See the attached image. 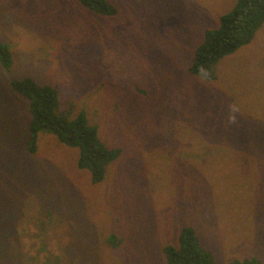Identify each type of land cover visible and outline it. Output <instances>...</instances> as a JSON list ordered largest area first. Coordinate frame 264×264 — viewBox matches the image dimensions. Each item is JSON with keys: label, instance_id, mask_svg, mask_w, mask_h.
Wrapping results in <instances>:
<instances>
[{"label": "rangeland", "instance_id": "374dc122", "mask_svg": "<svg viewBox=\"0 0 264 264\" xmlns=\"http://www.w3.org/2000/svg\"><path fill=\"white\" fill-rule=\"evenodd\" d=\"M106 1L116 15L0 0V264H163L183 226L218 264H264V23L205 80L193 52L237 0ZM23 78L120 150L101 182L52 134L29 152ZM39 216L49 237L28 227Z\"/></svg>", "mask_w": 264, "mask_h": 264}, {"label": "trees", "instance_id": "16d2710c", "mask_svg": "<svg viewBox=\"0 0 264 264\" xmlns=\"http://www.w3.org/2000/svg\"><path fill=\"white\" fill-rule=\"evenodd\" d=\"M78 1L86 9L101 16L110 17L118 13V9L106 0ZM219 21L218 28L204 31V40L195 48L188 69L191 74L205 80L214 79L213 65L218 60L250 42L257 29L264 23V0H237L234 8L221 16ZM8 49L9 45L0 42V63L5 68L11 65ZM11 87L29 102V152L35 151L39 132L52 134L59 142L77 148L78 168L89 172L93 184L101 182L105 166L117 157L120 150L109 149L99 143L96 129L87 126L82 114L77 115L72 122H68L64 116H59L58 93L55 88L39 86L28 78L12 79ZM30 205L33 206L31 202ZM37 218V222H29L28 227L32 225L35 231L49 237L50 222L45 225L40 221L41 216ZM110 240L116 242L114 236H111ZM164 257L163 264H218L213 255L200 245L195 230L187 226L180 229L176 247H164ZM226 264L261 263L257 259H250Z\"/></svg>", "mask_w": 264, "mask_h": 264}, {"label": "clouds", "instance_id": "9594fccd", "mask_svg": "<svg viewBox=\"0 0 264 264\" xmlns=\"http://www.w3.org/2000/svg\"><path fill=\"white\" fill-rule=\"evenodd\" d=\"M232 111L235 112L236 110L233 109ZM230 123H236V117L234 115L230 117Z\"/></svg>", "mask_w": 264, "mask_h": 264}]
</instances>
